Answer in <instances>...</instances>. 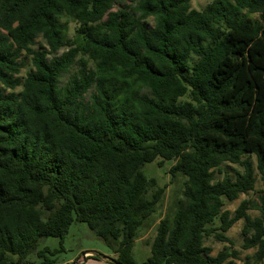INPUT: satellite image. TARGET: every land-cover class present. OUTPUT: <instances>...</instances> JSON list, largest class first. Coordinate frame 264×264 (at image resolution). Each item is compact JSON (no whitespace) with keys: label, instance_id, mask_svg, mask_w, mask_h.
<instances>
[{"label":"trees","instance_id":"trees-1","mask_svg":"<svg viewBox=\"0 0 264 264\" xmlns=\"http://www.w3.org/2000/svg\"><path fill=\"white\" fill-rule=\"evenodd\" d=\"M191 1L0 0V264H53L59 250L39 241L63 250L74 221L118 264H236L238 250L212 255L205 240L233 245L241 219L254 249L241 264H264V196L223 208L256 174L264 187V0ZM156 159L174 162L182 198L138 263L165 191L142 171ZM224 163L242 173L216 179Z\"/></svg>","mask_w":264,"mask_h":264},{"label":"rangeland","instance_id":"rangeland-1","mask_svg":"<svg viewBox=\"0 0 264 264\" xmlns=\"http://www.w3.org/2000/svg\"><path fill=\"white\" fill-rule=\"evenodd\" d=\"M212 0H192L191 7L194 9H201L207 3ZM118 5L115 6V8ZM256 18V15H253ZM60 22L65 23L67 37L72 36L75 22L67 17L61 18ZM38 43H43L41 38L36 40L35 48ZM30 68L29 60L27 65L22 69L21 75H24ZM66 76L62 78L64 82ZM187 97H182L181 100H186ZM250 159L254 163L255 159L250 156ZM159 159L152 162L145 163L142 166V171L148 178H154L158 186H165L164 196L161 203L158 205L156 212L151 216V219L139 230L138 237L135 239L132 249V255L136 262H143L150 255V242L155 235L156 224L164 215L167 214L169 209L172 208L173 204L177 199L182 198L183 180L184 177L178 174L173 181H170V175L168 170L174 163L173 161L164 160L162 165L157 164ZM220 172L216 171L215 178L220 179L223 175H228L231 178H235L238 174L242 173V168L236 164L224 163L220 166ZM260 196H264V187L262 186L258 175L256 174V183L253 191H249L246 194H240L236 200L225 201L224 209H227L233 213L234 209L238 204L244 200L249 199L251 201H259ZM247 213L251 217H257L260 215L258 210H247ZM243 220L236 221L225 233L232 241L233 245L219 242L213 237H209L205 240V244L212 248V255L221 251L224 246L236 249L239 251V260H236V264H241V260L246 254H251L254 249H242L243 236L241 234V228ZM63 250H60V242L55 237L41 238L39 241V248L49 247L50 249H58L59 251L53 255H48L50 259H53L57 264L72 260L75 261L78 258L83 257V253L86 252L85 259L80 264H111L109 261L115 257L113 250L108 246L101 238L97 237L83 222L74 221L68 228L67 234L63 239ZM115 246V244H113ZM95 256V257H91ZM30 259L34 261L33 264H40L43 258H38L35 254L30 255ZM75 263V262H74ZM77 264L79 262H76ZM73 264V263H72Z\"/></svg>","mask_w":264,"mask_h":264},{"label":"crops","instance_id":"crops-1","mask_svg":"<svg viewBox=\"0 0 264 264\" xmlns=\"http://www.w3.org/2000/svg\"><path fill=\"white\" fill-rule=\"evenodd\" d=\"M86 252H84L83 253V257L82 258H78L77 260H75V261H72L71 259L70 260H68V261H64V262H61V263H58V264H77L76 262H79L78 264H80V262L82 261V260H84L85 259V257H84V254H85ZM75 262V263H74ZM111 264H112V262H111V260L109 261ZM53 264H57L55 261H54V263Z\"/></svg>","mask_w":264,"mask_h":264},{"label":"water","instance_id":"water-1","mask_svg":"<svg viewBox=\"0 0 264 264\" xmlns=\"http://www.w3.org/2000/svg\"><path fill=\"white\" fill-rule=\"evenodd\" d=\"M84 257H85V256H84ZM111 262H112V264H118V263H116L115 261H112V260H111Z\"/></svg>","mask_w":264,"mask_h":264},{"label":"built area","instance_id":"built-area-1","mask_svg":"<svg viewBox=\"0 0 264 264\" xmlns=\"http://www.w3.org/2000/svg\"><path fill=\"white\" fill-rule=\"evenodd\" d=\"M87 254H84V256H86Z\"/></svg>","mask_w":264,"mask_h":264}]
</instances>
